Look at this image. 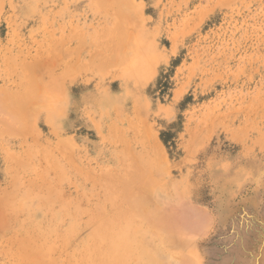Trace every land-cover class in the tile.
I'll return each instance as SVG.
<instances>
[{
	"label": "rangeland",
	"instance_id": "1",
	"mask_svg": "<svg viewBox=\"0 0 264 264\" xmlns=\"http://www.w3.org/2000/svg\"><path fill=\"white\" fill-rule=\"evenodd\" d=\"M122 250L264 264V0H0V264Z\"/></svg>",
	"mask_w": 264,
	"mask_h": 264
},
{
	"label": "bare ground",
	"instance_id": "2",
	"mask_svg": "<svg viewBox=\"0 0 264 264\" xmlns=\"http://www.w3.org/2000/svg\"><path fill=\"white\" fill-rule=\"evenodd\" d=\"M124 34V33H123ZM129 34V33H128ZM132 56V55H131ZM136 197V196H135ZM159 214V213H158ZM155 215V214H154ZM162 221V220H161ZM107 226V225H106ZM109 230V228H107ZM108 230H103L101 229V232L104 233V232H107ZM148 252V251H147ZM120 255H118V251H112L109 255H111L112 257L111 258H108L107 256L104 257V261H101V264H118L119 263V260L122 258H124L125 256V251L122 250V252H119ZM143 254V253H142ZM153 258V257H152ZM53 261V260H52ZM124 261V259H123ZM99 264V263H98Z\"/></svg>",
	"mask_w": 264,
	"mask_h": 264
}]
</instances>
